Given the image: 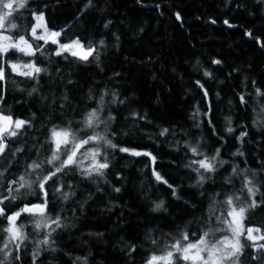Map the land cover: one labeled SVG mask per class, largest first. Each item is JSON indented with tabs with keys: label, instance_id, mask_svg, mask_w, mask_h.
Returning <instances> with one entry per match:
<instances>
[{
	"label": "trees",
	"instance_id": "16d2710c",
	"mask_svg": "<svg viewBox=\"0 0 264 264\" xmlns=\"http://www.w3.org/2000/svg\"><path fill=\"white\" fill-rule=\"evenodd\" d=\"M34 14H43L49 30L61 32V43L79 40L84 47H94L99 60L54 55L57 45L28 35ZM10 23L17 28L0 32L25 35L43 52L29 57L10 50L5 57L0 111L31 125L8 140L10 149L23 151L15 156L6 151L0 157V170L7 169L0 177V194L8 195V181L24 174L32 160L50 157L53 145L47 141L54 125L65 127L71 121L73 129L82 128V118L100 107L101 97V118L113 117L106 131L118 147L103 150L110 165L103 177L86 178L80 169L71 168L49 181L48 211L64 226L52 232L49 245L38 244L51 229L38 230V217L21 215L17 224L29 239L21 245L19 260L14 259L15 245H9L5 251L12 255L6 264H33L38 248L35 264H145L181 231L198 236L217 226L214 201L215 215L226 213L224 200L230 195L247 205L246 177L259 188L255 199L261 206L246 213L244 224L264 228V95L256 94L258 88L264 93V0H28L9 17ZM29 61L47 70L37 81L8 67ZM206 71L211 76H205ZM33 86L37 91L29 95ZM162 128L169 133L161 136ZM102 129L104 125L96 131ZM188 145H199L208 157L219 149L217 170L204 173L208 179L203 183H197L193 171L198 165L187 166L201 158L193 156ZM120 147L149 152L155 163L149 156L121 152ZM43 167L47 171L52 166ZM153 170L167 183L157 181ZM61 185L63 191L56 192ZM63 192L69 193L66 201ZM13 195L18 198L3 205L9 214L41 202L38 190ZM4 227L7 221L0 217V247L8 236ZM227 234L217 232L216 238ZM262 257L264 251L249 246L241 262L264 264Z\"/></svg>",
	"mask_w": 264,
	"mask_h": 264
},
{
	"label": "snow or ice",
	"instance_id": "6c2138e0",
	"mask_svg": "<svg viewBox=\"0 0 264 264\" xmlns=\"http://www.w3.org/2000/svg\"><path fill=\"white\" fill-rule=\"evenodd\" d=\"M28 0H0V29L7 32L17 28L15 23L7 24L9 17H12L13 13L19 9L26 7ZM91 3V0H89ZM35 19L38 21L37 24L33 25L28 35L37 41H43L44 44L51 42L58 46L54 51V55L62 56L65 53L87 62L89 57H93L99 60V55L96 53V49L89 46L85 49L84 45L79 40H72L69 43H61L59 37L61 32L51 31L48 29L46 24L43 23V14L35 15ZM177 19H180L177 13ZM215 21H213L214 23ZM227 24L228 22L225 21ZM7 25V26H6ZM231 27V25H229ZM37 29H43L42 34H37ZM251 36V33H248ZM103 43V41H101ZM264 47V44L261 45ZM10 50H15L25 56H35L37 52H43V48L40 45H33L32 42L25 35H19L18 37H12L11 35H5L0 32V102L5 98V81H6V69H5V57L8 55ZM67 57L65 56V59ZM214 63L220 64L221 61L215 60ZM8 67L11 68L13 73L19 76L32 79L37 81L39 75L42 72H46V69L39 67L35 61H29L24 63H10ZM205 76H211L210 72H205ZM199 84V82H197ZM203 88V85H200ZM37 88L33 86L29 95L35 93ZM257 95H264L258 88L256 90ZM208 93L205 91V96ZM66 99V98H65ZM241 103H245V97L240 96ZM115 102V101H113ZM100 107L93 108L88 111L87 114L82 118L80 124L82 128L73 129L71 121L65 127H59L54 125L50 129V136L48 138L49 143L53 145L50 150L51 155L46 161L32 160L31 163L27 164L25 173L19 175L17 178L9 180L6 191L7 196L0 194V217H3L7 221V227L2 229L3 232L7 233V240L0 247V252L4 253L3 259H0V264H6L9 256L12 255L11 251H5L9 248L10 244L15 245L17 255L14 259H20V248L29 236L22 230L23 225H18L17 221L23 214H29L38 217L34 221V227L36 229H51L48 231L46 236L38 241V244L49 245V239L57 228H61L64 225L61 223V218L52 216L48 211L49 206V192L46 185L49 181L54 178L59 179L61 174H66V169L78 168L81 173L86 177L98 176L103 177L105 171L109 169L110 165L108 162V154L103 150L105 148L116 149L118 146L108 138L106 131L108 120L113 119L112 116H108L105 119L101 118L103 112L104 100L103 97L99 101ZM64 107L63 104L60 105ZM134 116L136 114H133ZM229 124L231 121L229 119ZM31 121L23 119H13L10 114H4L0 111V157H3L6 151H11L12 155L15 156L17 152H22V148L10 149L8 140L21 134V130L26 126H30ZM104 125V129L96 131ZM82 130L86 131L84 136H80L79 132ZM228 132H232L231 127L227 128ZM169 133L168 128H162L160 131L161 136H165ZM246 135V133L241 134ZM88 145H95L94 147H87ZM193 156L201 157L200 159L191 160L188 167L192 165H198L193 168L199 179L197 183H203L208 177L204 173H214L217 170L216 157L219 156V149L216 151V155L212 157L205 156L202 151H199V145L192 146L188 145ZM119 151L129 153L134 156L145 155L149 156L153 163H155L156 157L149 152H139L129 148L120 147ZM242 155V153H239ZM102 157V159H98ZM85 161H89L88 166L85 167ZM52 166L49 170L44 171V164ZM7 169L0 170V177H3ZM233 175L236 174V169L233 168ZM33 174H35L33 176ZM153 175L157 181L167 183L166 180L158 172L153 170ZM35 186V187H34ZM172 187V185H169ZM244 188L247 190L250 202L247 205H240L239 196H228L224 200V204L227 206L226 213L221 212L220 215H215L216 204L215 201L212 205V214L215 216L216 225L214 227H207L200 235L196 236V233H189L188 231H181L179 237H173L171 243L165 244L164 250L160 254H152L146 260L145 264H242L241 257L244 255L246 247L251 246L255 251H264V228L261 227H246L244 224L246 213L261 205L255 199L259 188L254 184L253 179L245 178ZM22 189H27L29 192L34 193L36 190L39 192L40 203L25 204L19 210L9 214L6 208L3 206L5 201H15L18 197L13 193L21 194ZM56 192H62L63 186L55 188ZM115 191L119 192L120 189L116 188ZM175 194V189L173 188ZM69 193L63 192V199H68ZM163 205L161 201L156 205L159 209ZM223 217V218H222ZM223 225V227H220ZM55 226V227H53ZM217 232H226L222 238H216ZM192 236H196L193 240ZM243 238V239H242ZM153 244L157 243L155 238L149 237ZM244 241L250 242L245 244ZM54 250V249H53ZM135 251V248L132 249ZM39 255V248L33 253V264L35 259ZM254 260L258 257L253 256ZM77 259H80L77 257ZM264 259V257H262Z\"/></svg>",
	"mask_w": 264,
	"mask_h": 264
},
{
	"label": "rangeland",
	"instance_id": "374dc122",
	"mask_svg": "<svg viewBox=\"0 0 264 264\" xmlns=\"http://www.w3.org/2000/svg\"><path fill=\"white\" fill-rule=\"evenodd\" d=\"M34 20H35V24H37L38 23V21L35 19V17H34ZM34 24V25H35ZM42 32H43V29H37V34L39 35V34H42ZM87 47H85V49H86ZM264 242V241H263Z\"/></svg>",
	"mask_w": 264,
	"mask_h": 264
}]
</instances>
